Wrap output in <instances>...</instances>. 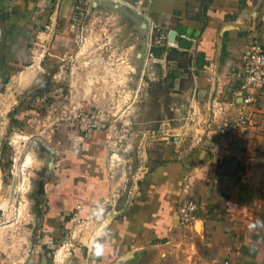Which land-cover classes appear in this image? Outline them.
I'll return each mask as SVG.
<instances>
[{"label":"rangeland","instance_id":"rangeland-1","mask_svg":"<svg viewBox=\"0 0 264 264\" xmlns=\"http://www.w3.org/2000/svg\"><path fill=\"white\" fill-rule=\"evenodd\" d=\"M100 1L83 9L73 30L76 0L62 30L48 5L28 18L0 1V260L98 264L101 235L135 198L139 178L212 126L182 94L188 79L175 77V90L157 79L151 61L136 56L133 22ZM9 9L17 15L3 24ZM60 32L72 46L53 45ZM90 176L100 182L89 185ZM96 235L98 247L83 251ZM163 246L102 263H197L193 245L181 244L176 255Z\"/></svg>","mask_w":264,"mask_h":264},{"label":"crops","instance_id":"crops-1","mask_svg":"<svg viewBox=\"0 0 264 264\" xmlns=\"http://www.w3.org/2000/svg\"><path fill=\"white\" fill-rule=\"evenodd\" d=\"M5 1L6 9H21L28 18L48 5L59 18L53 26H69L72 0ZM113 1L97 6L133 22L140 42L136 56L141 63L151 61L157 79L167 80L173 90L175 77L188 79L182 94L190 107H200L201 123L212 126L195 146H175L163 163L139 178L130 191L135 198L101 235L98 264L167 243L175 255L181 244L193 245L196 264H264V91L254 90L259 92L255 124L242 136L215 129L221 118L236 119L241 112L237 73L246 46L254 39L264 41V0H205L201 7H192L190 0H143V7L133 4L137 0ZM10 10L1 17L3 24V18L17 15ZM161 31L163 41L152 43ZM68 37L60 32L57 46H72ZM90 178L89 185L100 182ZM185 198L199 204L194 225L179 221ZM99 237L83 251L98 247ZM12 259L0 264H54L40 256L30 262Z\"/></svg>","mask_w":264,"mask_h":264},{"label":"built area","instance_id":"built-area-1","mask_svg":"<svg viewBox=\"0 0 264 264\" xmlns=\"http://www.w3.org/2000/svg\"><path fill=\"white\" fill-rule=\"evenodd\" d=\"M98 0H76L74 4L75 12L72 16V23L70 30L78 26L81 22V14L86 7L92 8ZM143 0H137L140 2ZM81 8V9H80ZM77 9V11H76ZM80 9V10H78ZM165 38L161 31L155 43H160ZM56 40L53 45H57ZM171 46L173 42H169ZM213 71V69H211ZM239 88L238 94L241 96L242 109L236 119L221 118L218 122L220 132L230 133L232 136H242L251 126L255 124V114L257 112V101L259 99V92L254 90L264 91V41L260 39L252 40L244 49L241 55V66L237 73ZM222 108V106H219ZM199 204L194 199L182 200L179 208V221L183 224H191L195 221V214L197 213Z\"/></svg>","mask_w":264,"mask_h":264},{"label":"clouds","instance_id":"clouds-1","mask_svg":"<svg viewBox=\"0 0 264 264\" xmlns=\"http://www.w3.org/2000/svg\"><path fill=\"white\" fill-rule=\"evenodd\" d=\"M102 209V205H97L96 208L93 210V214L95 215L96 213L100 212ZM98 219L101 217H97Z\"/></svg>","mask_w":264,"mask_h":264},{"label":"water","instance_id":"water-1","mask_svg":"<svg viewBox=\"0 0 264 264\" xmlns=\"http://www.w3.org/2000/svg\"><path fill=\"white\" fill-rule=\"evenodd\" d=\"M102 1V0H101ZM105 1V0H104ZM117 1V0H116ZM115 1V2H116ZM110 2H113L114 3V1L113 0H110ZM117 3H120V1H117ZM130 6V5H129ZM132 8V7H131ZM146 25V24H145ZM173 34H171V36H172ZM149 43H148V41H147V45H148Z\"/></svg>","mask_w":264,"mask_h":264}]
</instances>
